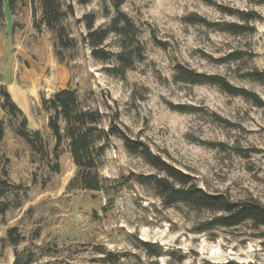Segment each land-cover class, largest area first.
Masks as SVG:
<instances>
[{
    "label": "rangeland",
    "instance_id": "rangeland-1",
    "mask_svg": "<svg viewBox=\"0 0 264 264\" xmlns=\"http://www.w3.org/2000/svg\"><path fill=\"white\" fill-rule=\"evenodd\" d=\"M3 1L0 32L13 50L0 63V180L19 188L7 195L13 205L0 236L18 226L24 241L8 245L0 264H13L16 248L26 247L37 252L33 264H264L263 226L215 225L220 210L167 203L156 184L166 172L118 133L102 142L104 188H83L70 140L56 147L52 111L42 105L57 89L76 88L83 106L101 111L102 126L142 141L205 191L264 204V103L211 77L264 102V0H63L74 7L63 22L69 48L42 22L40 0L19 1L15 14ZM120 12L130 24L120 21V32L98 47L108 59L94 56L86 16L100 29ZM119 53L129 55L128 65ZM13 73L28 101L8 86ZM3 85L29 129L41 131V148L19 134L21 117L2 108Z\"/></svg>",
    "mask_w": 264,
    "mask_h": 264
},
{
    "label": "trees",
    "instance_id": "trees-1",
    "mask_svg": "<svg viewBox=\"0 0 264 264\" xmlns=\"http://www.w3.org/2000/svg\"><path fill=\"white\" fill-rule=\"evenodd\" d=\"M7 1L12 14H15L19 1L24 2L25 0ZM40 1L43 9L42 22L56 32L57 44L60 47L69 48L73 39L70 37L63 22L69 14L74 13L73 5L65 6L63 0ZM86 17L88 18L87 27L89 29L87 36L92 43L94 56L108 59L110 53L98 47L111 31L120 32L119 28L115 29L120 21L125 20L127 22L126 25L130 24L128 16L120 12L111 27L100 29L94 27V16L87 15ZM4 18V1L0 0V29L4 26ZM117 56L122 59L125 65L129 64L127 62L129 59L127 53H119ZM211 77L212 81L221 84L229 92L247 96L253 95L258 103H264L257 94L250 92L246 88L234 86L223 76L214 75ZM1 95L4 98L2 108L22 119L21 127L18 128L19 134L26 138L34 149L44 146L41 131L39 129H29L27 115L14 101L5 85L1 87ZM42 105L46 110L52 111L49 116V126L56 136V147L61 145L64 138L70 140L71 152L78 166L77 178L81 180L83 188L88 190H102L104 188L98 172L99 159L104 150L102 142L104 139H109L111 134L118 133L123 137L128 149L133 152L141 151L149 162L166 172V176L156 177V184L167 203L173 204L177 201H184L196 207L220 210L222 214L213 219L212 223L215 225L235 226L246 220H253L257 226L264 227V204L261 201L257 199L234 200L224 193L213 194L205 191V189L193 182L192 177L187 173L169 164L160 156L153 155L149 149L145 148V144L142 141L132 139L116 125L110 128L102 126L103 115L101 111L83 106L79 100L76 88H59L51 97H43ZM61 119L65 122L64 127L61 125ZM4 137L5 121L0 117V158L1 144ZM18 188V185L12 184L8 180H0V224L5 213L13 205L12 200H9L7 195ZM23 241L24 236L18 226L11 227L6 235L0 236V255H2L8 245L17 247ZM41 253L45 255L48 252L42 250ZM37 257V252L30 247L16 248L13 264H33L36 262Z\"/></svg>",
    "mask_w": 264,
    "mask_h": 264
},
{
    "label": "crops",
    "instance_id": "crops-1",
    "mask_svg": "<svg viewBox=\"0 0 264 264\" xmlns=\"http://www.w3.org/2000/svg\"><path fill=\"white\" fill-rule=\"evenodd\" d=\"M12 50L13 49L12 48L10 49V47H9V38H8L7 32H0V63L4 57L12 55ZM12 78L13 79L10 82V84H8V86L10 88L17 89L21 93V96L25 99V101H28L29 95H28L27 91H24V89L18 85L17 80L15 79L16 77H15L14 73L12 75ZM5 83L6 82H3V84H5ZM23 102H24V100H23Z\"/></svg>",
    "mask_w": 264,
    "mask_h": 264
}]
</instances>
